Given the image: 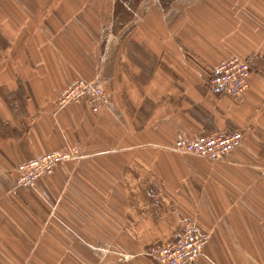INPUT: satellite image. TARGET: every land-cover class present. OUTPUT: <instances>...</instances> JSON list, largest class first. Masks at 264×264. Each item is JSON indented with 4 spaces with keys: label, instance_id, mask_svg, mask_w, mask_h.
<instances>
[{
    "label": "crops",
    "instance_id": "0c3cea01",
    "mask_svg": "<svg viewBox=\"0 0 264 264\" xmlns=\"http://www.w3.org/2000/svg\"><path fill=\"white\" fill-rule=\"evenodd\" d=\"M124 1L106 14L96 0H60L34 14L56 48L38 30L21 59L0 46V264H161L145 248L186 220L208 236L193 264H264V5ZM231 57L255 67L246 89L210 92ZM77 78L103 86L104 112L85 98L57 106ZM234 129L243 140L219 160L173 148ZM72 148L80 158L15 186L17 164Z\"/></svg>",
    "mask_w": 264,
    "mask_h": 264
},
{
    "label": "built area",
    "instance_id": "2783aa9c",
    "mask_svg": "<svg viewBox=\"0 0 264 264\" xmlns=\"http://www.w3.org/2000/svg\"><path fill=\"white\" fill-rule=\"evenodd\" d=\"M252 73L253 68L249 59L231 57L215 67L206 79V86L214 94L236 96L246 89L247 80ZM80 98H85L93 111L101 110L108 103L100 85L80 78L73 80L62 90L58 103L63 105ZM241 141L242 133L234 129L208 132L190 138L182 137L174 145L177 150L208 159H221ZM78 156L75 150L53 151L24 162L17 168L15 184L18 187H33L39 177L49 174L58 163ZM207 239V234L198 231L192 220H187L180 224L171 238L147 246L145 253L161 264H193L201 255Z\"/></svg>",
    "mask_w": 264,
    "mask_h": 264
},
{
    "label": "rangeland",
    "instance_id": "374dc122",
    "mask_svg": "<svg viewBox=\"0 0 264 264\" xmlns=\"http://www.w3.org/2000/svg\"><path fill=\"white\" fill-rule=\"evenodd\" d=\"M96 1L99 4H101L100 10L105 12L106 14H110V13L115 14V13H117V11L121 7H123V8L127 7L126 2L124 0H96ZM256 1L258 3H261V5H264V0H256ZM59 2H60V0H0L1 56L4 58H5V56H6V58L14 57V59H19V58L21 59V58L25 57L26 48H25V44H24V42H25L24 34L27 33V40H28V35L30 36V38H32V42H33L32 46L34 47L35 30H38V32L44 31L43 33L47 34V36H48L47 39L43 41L44 44H46V47L56 48L57 45H59V44H58V40H56L54 38L55 34L51 33V32H53V30L50 28H48V29L47 28L42 29L40 27H38V29L35 28L38 26V24L36 23V19L40 20V17L37 18L34 16V14H39L37 12V10L42 11V12H44V11L47 12L49 10H52V9L56 8V6ZM134 3H136V2H134ZM30 12H32L33 15L30 14ZM105 13H103V14H105ZM102 17L103 18L105 17V18H104V23L102 24L101 34L105 35L104 33H109L108 28L110 26V19H111L110 17L111 16L107 15V16H102ZM113 18L116 19L117 17L113 16ZM106 22H108V24ZM106 26H108V27L106 28ZM27 48H28V41H27ZM252 68H253V72H254L255 67L253 65H252ZM73 80H75V79H73ZM89 82H92V81H89ZM92 83L97 84L95 82H92ZM101 87L104 90L103 86H101ZM62 90L59 92V94L57 95V97L55 99V103L57 104V106H63L66 104L65 103L63 105H60L58 103V97L61 94ZM104 92H105V90H104ZM105 94H106V92H105ZM106 96H107V94H106ZM107 101H108V97H107ZM107 108H108V103L101 110L94 111V112H97V113L104 112ZM238 130L242 133V140H243L245 132L243 130H240V129H238ZM212 132H217V131H212ZM188 138H190V137H188ZM173 148H174V150H176L178 152L189 153L187 151L177 150L175 148V145L173 146ZM73 150H75L79 154V156L77 158H80L81 154L76 148H72V149L65 151V152H71ZM232 150H230V151H232ZM59 152H64V151H59ZM229 152H227L224 156H226ZM190 154H192V153H190ZM193 155H196V154H193ZM196 156H200V155H196ZM200 157L207 158L204 156H200ZM77 158H75V159H77ZM69 160H72V159H69ZM210 160H219V159H210ZM65 161H68V160H65ZM65 161H63V162H65ZM22 163H24V162H22ZM22 163L17 164V166L15 168L16 177L18 176L17 168ZM60 163H62V162H60ZM15 186H16V184H15ZM16 187H18V186H16ZM195 227L199 231L196 224H195Z\"/></svg>",
    "mask_w": 264,
    "mask_h": 264
}]
</instances>
